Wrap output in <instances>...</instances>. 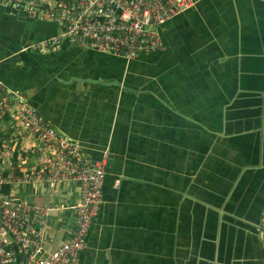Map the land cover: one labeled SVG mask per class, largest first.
<instances>
[{
    "label": "crops",
    "instance_id": "1",
    "mask_svg": "<svg viewBox=\"0 0 264 264\" xmlns=\"http://www.w3.org/2000/svg\"><path fill=\"white\" fill-rule=\"evenodd\" d=\"M0 9V80L31 87L83 157L108 154L79 264H264V0H196L161 28L165 49L130 59L66 40L37 51L28 18ZM64 50L72 68L41 61ZM37 189L10 191L54 205L53 247L77 195L71 183Z\"/></svg>",
    "mask_w": 264,
    "mask_h": 264
},
{
    "label": "built area",
    "instance_id": "2",
    "mask_svg": "<svg viewBox=\"0 0 264 264\" xmlns=\"http://www.w3.org/2000/svg\"><path fill=\"white\" fill-rule=\"evenodd\" d=\"M196 0H0L21 18L54 23L57 32L33 41L40 52L62 40L126 59L163 50L159 27ZM28 137L31 144H24ZM80 145L58 131L23 94L0 80V264H79L91 223L102 201L108 154L81 155ZM71 183L76 200L68 236L48 247L44 235L53 204L41 205L10 191L25 184L52 189ZM8 191L3 190L4 186ZM16 185V186H14ZM7 190V189H6ZM264 239V210L259 215Z\"/></svg>",
    "mask_w": 264,
    "mask_h": 264
},
{
    "label": "rangeland",
    "instance_id": "3",
    "mask_svg": "<svg viewBox=\"0 0 264 264\" xmlns=\"http://www.w3.org/2000/svg\"><path fill=\"white\" fill-rule=\"evenodd\" d=\"M1 14V9H0ZM174 18V17H173ZM173 18H169L167 21H165L160 26V38L163 41H168L170 38V34H167L162 36L161 28L164 29L165 32H167L168 27L173 26ZM22 29L26 33V37L31 39L32 41H35L37 39H41L43 37L42 35L44 33H56L57 32V26L54 23L48 22L46 20L37 19V18H28L23 21ZM57 50H54V52ZM69 50H64L61 54L53 55L52 53L45 54V59H42L41 61L45 62H51L57 69L63 68L65 65H69L71 68L74 66L70 62V59H72L68 53ZM52 52V51H50ZM38 54V53H37ZM10 61V60H9ZM80 61V60H79ZM12 62V61H10ZM55 62H58L55 64ZM16 91L23 94L26 98H29L31 95H33V89L31 87H17L15 88Z\"/></svg>",
    "mask_w": 264,
    "mask_h": 264
},
{
    "label": "water",
    "instance_id": "4",
    "mask_svg": "<svg viewBox=\"0 0 264 264\" xmlns=\"http://www.w3.org/2000/svg\"><path fill=\"white\" fill-rule=\"evenodd\" d=\"M5 10H7V8H5ZM99 81H102V82H104V83L107 82V80H102V79H99ZM28 100H29V102H30L32 105L36 106V108H39L37 105H35V102H33L31 99L28 98Z\"/></svg>",
    "mask_w": 264,
    "mask_h": 264
},
{
    "label": "trees",
    "instance_id": "5",
    "mask_svg": "<svg viewBox=\"0 0 264 264\" xmlns=\"http://www.w3.org/2000/svg\"><path fill=\"white\" fill-rule=\"evenodd\" d=\"M6 189H7L6 187L3 188V190H5V191H6Z\"/></svg>",
    "mask_w": 264,
    "mask_h": 264
},
{
    "label": "bare ground",
    "instance_id": "6",
    "mask_svg": "<svg viewBox=\"0 0 264 264\" xmlns=\"http://www.w3.org/2000/svg\"><path fill=\"white\" fill-rule=\"evenodd\" d=\"M145 53H147V52H145ZM143 54V53H142Z\"/></svg>",
    "mask_w": 264,
    "mask_h": 264
}]
</instances>
